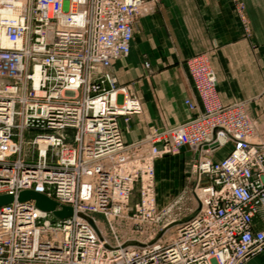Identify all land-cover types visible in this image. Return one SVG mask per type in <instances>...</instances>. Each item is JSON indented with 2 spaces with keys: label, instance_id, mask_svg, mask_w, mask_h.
<instances>
[{
  "label": "built area",
  "instance_id": "1",
  "mask_svg": "<svg viewBox=\"0 0 264 264\" xmlns=\"http://www.w3.org/2000/svg\"><path fill=\"white\" fill-rule=\"evenodd\" d=\"M152 1L158 0H0V25L13 42L0 44V194L30 189L58 209L73 208L57 218L39 213L33 200L0 206V264H243L264 251V227L254 229L264 213V134L247 104L220 101L204 54L187 60L202 107L186 99L193 113L186 122L137 143L144 149L150 142L160 157L186 143L206 154L194 161L195 213L159 242L120 235L107 219L109 235L90 215L121 213L140 181L135 208L146 218L126 221L134 232L144 221L160 231L166 226L145 201L144 181L151 183L144 175H153L148 152L116 154L126 146L121 119L128 122L142 105L107 70L129 54L142 5ZM9 6L18 7L15 18L3 16ZM31 130L38 133L25 139ZM38 139L48 142L45 151ZM224 142L231 150L214 159Z\"/></svg>",
  "mask_w": 264,
  "mask_h": 264
},
{
  "label": "crops",
  "instance_id": "2",
  "mask_svg": "<svg viewBox=\"0 0 264 264\" xmlns=\"http://www.w3.org/2000/svg\"><path fill=\"white\" fill-rule=\"evenodd\" d=\"M201 53L216 73L220 101H246L264 128V0H158L142 8L129 54L109 68L142 104V112L127 124L121 119L126 142L186 121L193 114L188 98L202 107L186 63ZM225 149L217 150L215 158L230 146ZM186 154L196 157L185 148L170 155L181 161L178 156ZM262 217H255L254 229L264 227ZM243 264H264V251Z\"/></svg>",
  "mask_w": 264,
  "mask_h": 264
},
{
  "label": "rangeland",
  "instance_id": "3",
  "mask_svg": "<svg viewBox=\"0 0 264 264\" xmlns=\"http://www.w3.org/2000/svg\"><path fill=\"white\" fill-rule=\"evenodd\" d=\"M235 1H237V0H235ZM236 5H237V3H236ZM238 5H237V8H238ZM242 10H243V8L241 9V11ZM238 11H239V9H238ZM243 21H244V18H243ZM193 56H195V55H193ZM193 56H191V57H193ZM191 57H189L188 59H190ZM206 58L208 60V57H206ZM187 60H186V63H187ZM208 63H209V61H208ZM187 66H188V63H187ZM146 67H148V66H146ZM188 69H189V67H188ZM189 72H190V70H189ZM190 75H191V72H190ZM215 76H216V73H215ZM117 83H118V79H117ZM193 83H194V81H193ZM118 85H119V83H118ZM216 86H217V76H216ZM119 88H123V89H126L127 91L129 90L130 92H132L129 89V87H127V86L119 85ZM115 96L116 95H114V101H115ZM236 101H242V100H236ZM139 102H140V99H139ZM140 104H141V102H140ZM133 115H138V114H132V116ZM128 122H126V124ZM184 122H186V121H184ZM184 122H181L178 125H175L172 127H162L160 129L153 130V131L147 133L146 135H144L141 139L147 138L148 136H150L154 133L160 134V133L167 131L169 129H172V128L174 129V127H177ZM258 124H259V122H258ZM258 129H260V131H261L262 127L260 125H258ZM37 133H38V131H35V130L26 131L25 132V139H32L33 140L34 136ZM141 139H139L137 141H133V142H126L124 140L126 142V146L124 147L123 150L127 151L125 156L133 155L136 152L140 151V147L137 146V143ZM73 140H74L73 135H69L67 137L68 143L75 144V142ZM148 144H150V142ZM21 145H23V143ZM127 145H129V146H127ZM229 146H230V149H229V151H230L232 146L229 143L225 144L226 149L225 148H221V149L227 150L229 148ZM144 147L145 148L144 149L142 148V150L149 151L150 148H149V146H147V144H145ZM183 148H185V147L180 146V148H178L177 152H179L180 149H183ZM185 149H187V148H185ZM34 150L36 152V148ZM189 150H192V149H189ZM194 152L196 154V157L194 159H192V155L190 156L189 154H186L184 156H178V157L183 158L180 161L177 159L176 156L170 155V154H174V153H168V154L163 155L161 157L155 156L153 159V173L154 174H153V181L150 185V192H151L152 199H153V206L156 210V214H154L155 219H160V226H161V224L166 225V226H164L165 229L163 231H160L161 228H160V230H157L155 228H154V230L150 229L149 227L152 225L151 222L144 221V222H141V224L143 225L142 229L134 232L135 229L133 230V228L131 226L132 223H130L129 221H126V219H145L146 218L145 217L146 215L136 211V208H135L136 204L142 202V192H141V182L140 181L135 183V187H134V190L131 194L129 204L123 209V211H121L120 214L118 213L117 215H113V217H112L113 219H111V218H108L110 216L107 215V214H109V212L104 213V211L97 210V211L90 212L91 217L93 219L99 220L101 225H103V228L105 227L104 229H105V231L107 230V233L109 235L111 234V232L109 230V223H108L107 219H110V222L111 223L113 222L114 225L116 223H118L117 231L119 232L120 235H123L125 237H128L127 235H129V236L133 237L134 239H137V240L139 239V241H149L151 239V241L154 240V242H157V241L159 242V240H162L163 238H166V236L173 234L174 233V227L177 225L178 221H181V220L183 221V220H186L187 218H189L191 215H193L195 213V208L198 206V199L196 196L195 188L199 182V179H198V173L195 171V168H194V161H195V159L201 158V157L205 156L206 154L205 155L202 154L200 156L196 151H194ZM226 154H224L223 156H225ZM168 157H171V158H168ZM12 159H15V155L12 157ZM214 159L219 160L217 157L215 158V156H214ZM168 161H170V162H168ZM158 163H161V164L159 165ZM176 184H178V185L176 186ZM45 212H47V211H45ZM46 219H52L54 221L56 220L54 217L53 218L47 217ZM144 230H147V231H144ZM155 230L159 231V233L157 235L153 236L154 237L153 238L151 235L155 232ZM147 235H149L150 238H146ZM142 237H145V239L144 238L142 239Z\"/></svg>",
  "mask_w": 264,
  "mask_h": 264
},
{
  "label": "bare ground",
  "instance_id": "4",
  "mask_svg": "<svg viewBox=\"0 0 264 264\" xmlns=\"http://www.w3.org/2000/svg\"><path fill=\"white\" fill-rule=\"evenodd\" d=\"M10 1V3H11V1L15 4V3H18V4H21V0H9ZM144 6H146V4H143L142 5V8L144 7ZM1 12H3V16H5V17H7V18H10V17H14L15 18V16L17 15V12H18V7H12V6H9V7H6L4 10H2ZM0 27L2 28V29H0V44H2L3 46H5V47H9V46H12L13 45V42L10 40V38L7 36V34H6V31H5V27L3 28L1 25H0ZM207 62H208V60H207ZM208 65H209V63H208ZM210 66V65H209ZM110 73H111V71L109 70V69H107ZM112 74V73H111ZM38 75H39V69H37V71H36V75H35V83L37 84L38 83ZM214 82H215V84H216V80H214ZM122 90H124L123 88H122ZM112 101L113 102H115L114 101V96L112 97ZM194 102V101H193ZM241 102H243V103H245V104H247V102L246 101H244V100H242ZM194 103H196V102H194ZM197 104V103H196ZM247 108H248V106H247ZM249 111V110H248ZM249 114H250V112H249ZM250 116L252 117V115L250 114ZM253 118V121H254V123H255V125L256 126H258V125H260V123L258 124V121L254 118V117H252ZM261 126V125H260ZM264 126V125H263ZM260 128V127H259ZM173 129V128H172ZM260 130V129H259ZM169 131H171V129H169V130H167V131H164V132H162V133H160L161 135H166V134H168L169 133ZM181 131H183V133H184V130L183 129H181ZM261 132L264 134V128H262L261 129ZM159 135V134H158ZM260 135V134H259ZM256 136H257V134L256 135H254V137L256 138ZM222 139H224V137H221ZM142 140V139H141ZM149 140H150V138H149ZM38 141H39V144H40V147H41V149L43 150V151H45V149H46V147H47V141L46 140H44V139H38ZM144 141H146V138H144ZM145 143V142H144ZM149 143V142H148ZM147 143V146H149V147H151L152 148V145H151V143L150 144H148ZM225 144H227L226 142H224V144L220 147V149L221 148H223V147H225ZM182 146H184L185 148H187V149H190L189 148V144H185V145H182ZM149 149V151H146V152H148V154H149V160H148V162H149V164H148V166H149V168H153V159H154V157L156 156L155 155V153L153 154V150L152 149ZM180 148V147H179ZM152 150V151H151ZM144 150H142V147H140V151H138L137 153H140V152H143ZM126 153H127V151L126 150H121V151H118L116 154H118L119 156H125L126 155ZM113 157V156H112ZM114 158V157H113ZM85 160H87V158H85ZM154 174V173H153ZM144 178L145 179H147L150 183H152V181H153V175H152V173L151 174H149V175H144ZM150 185L151 184H149L148 185V187H147V182H146V180L144 181V188L147 190V194H146V197H145V201H146V203H148L149 204V206H152L153 205V199H152V195H151V192H150ZM27 190H30V189H27ZM12 194H14L15 196H17L19 193H12ZM19 201V200H18ZM59 205V204H58ZM38 212L40 213V212H45V210H43L42 211V209L40 210V208H39V210H38ZM47 212H49V211H47ZM125 213V212H124ZM120 214V213H119ZM107 215H109V214H107ZM113 215H114V213L112 214V215H109L110 217H108V218H111V219H113L112 217H113ZM113 223V222H112ZM114 225V224H113ZM120 225V224H119ZM114 227H118V223H116L115 225H114ZM150 229H152V230H154V228L155 227H153L152 225L149 227ZM144 231H147V230H144ZM143 231V232H144ZM175 236V234L173 233V234H170V235H168V236H166V238H163L162 240H169V239H172L173 237ZM145 239V237H142V239ZM146 238H150L149 237V235H147L146 236ZM139 240V239H138Z\"/></svg>",
  "mask_w": 264,
  "mask_h": 264
},
{
  "label": "water",
  "instance_id": "5",
  "mask_svg": "<svg viewBox=\"0 0 264 264\" xmlns=\"http://www.w3.org/2000/svg\"><path fill=\"white\" fill-rule=\"evenodd\" d=\"M15 200H33L38 208L52 212L53 215L57 218H65L73 214V208L71 206L61 205V208L58 209L57 201L47 196L46 194L37 192L35 190H23L19 192L17 196L12 193L0 194V206L12 203Z\"/></svg>",
  "mask_w": 264,
  "mask_h": 264
}]
</instances>
